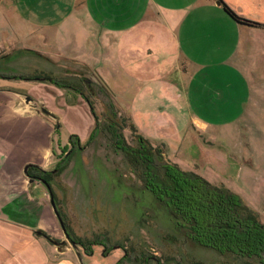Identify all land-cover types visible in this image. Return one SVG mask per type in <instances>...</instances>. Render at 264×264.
I'll use <instances>...</instances> for the list:
<instances>
[{"label":"crops","instance_id":"crops-1","mask_svg":"<svg viewBox=\"0 0 264 264\" xmlns=\"http://www.w3.org/2000/svg\"><path fill=\"white\" fill-rule=\"evenodd\" d=\"M222 1L263 27L236 23L213 0H0V59L16 50L85 68L120 114L145 122L138 134L205 178L234 158L218 120L251 109L264 118V0ZM42 107L0 88V264H98L61 248L47 193L25 174L28 165L50 172L61 150Z\"/></svg>","mask_w":264,"mask_h":264},{"label":"rangeland","instance_id":"rangeland-1","mask_svg":"<svg viewBox=\"0 0 264 264\" xmlns=\"http://www.w3.org/2000/svg\"><path fill=\"white\" fill-rule=\"evenodd\" d=\"M5 30L6 26L1 25L0 20V31ZM15 51L4 52L6 54L0 59V88L18 92L32 102L42 104L40 111H53L55 139L61 142V150L57 148V157L53 158L55 164L49 169L55 172L51 184L55 205L73 237L87 244L96 241L102 245L93 249L98 264L115 262L117 256L122 260L121 264H260L256 258L221 255L198 246L186 230L176 224L171 211L159 205L145 189L141 170L133 167L125 154L117 149L108 131V126L116 123L126 144L137 147L130 126L138 123L139 127H145V122L134 118L135 113L126 112L130 119L120 114L109 91L92 73L70 61L57 60L56 63ZM31 78L49 79L55 83L32 81ZM57 81L69 82L92 105L78 98L74 91L56 85ZM228 103H224L225 110ZM112 112H116L117 117ZM262 114H255L251 109L236 120L231 117L218 120V142L223 141L229 150L226 152L234 158L224 170L208 169L203 175L209 183L223 186L237 195L264 224ZM186 122V118L179 115L180 125ZM92 132L95 134L90 139ZM160 149L167 161L177 163L176 157ZM70 150H73L71 156ZM58 164L63 168L61 173L56 171ZM42 189L47 193V206L51 208L48 190L43 184ZM33 193L43 197L41 190ZM57 229V236L64 240L60 243L61 248H71L58 220ZM103 251L107 254L103 255Z\"/></svg>","mask_w":264,"mask_h":264},{"label":"trees","instance_id":"trees-1","mask_svg":"<svg viewBox=\"0 0 264 264\" xmlns=\"http://www.w3.org/2000/svg\"><path fill=\"white\" fill-rule=\"evenodd\" d=\"M213 1L218 2L224 12L236 23L253 28L263 27L239 17L222 0ZM30 80L45 81L35 78ZM56 85L62 88L68 87L66 83L61 82H57ZM85 100L92 105L88 98ZM130 129L135 133L137 147L126 144L124 137L117 130L116 123L113 122L108 126L114 145L125 154L133 167L141 170L145 189L152 194L159 205L171 211L176 224L186 230L192 241L204 249L213 250L221 255L256 258L259 259L260 264H264V224L257 214L237 195L223 186H215L196 172L186 171L180 165L167 161L160 148H154L148 140L136 132L133 125ZM94 134L95 132H92L90 139ZM69 153L71 156L73 150ZM62 170L63 168L58 164L56 171L61 173ZM25 174L29 179L45 182L51 187L55 172L44 171L38 166H29ZM57 212L62 219L60 212L58 210ZM65 230L68 240L81 247L88 256L93 255L95 246H102L96 241L88 244L80 241L73 237L66 227ZM42 235L51 241L48 236L43 233ZM103 253V255L107 254L104 251ZM121 263L122 260L117 264Z\"/></svg>","mask_w":264,"mask_h":264},{"label":"water","instance_id":"water-1","mask_svg":"<svg viewBox=\"0 0 264 264\" xmlns=\"http://www.w3.org/2000/svg\"><path fill=\"white\" fill-rule=\"evenodd\" d=\"M219 5H220V4H219ZM29 101H31V100L28 99V102H29ZM41 112H42V114H44V115H46V116H49V117L55 119L54 115L51 114L48 110H46V109H42ZM29 166H35V165H28V166L25 168V173H26V170H27V168H28ZM41 183L44 184V185L46 186V188H47V190H48V192H49V197H50V203H51V206H52L53 211L55 212V214H56V216H57V218H58V221H59V223H60V225H61V228H62V230H63V233H64V235H65V237H66V230H65V227H64V223H63L61 217L59 216V214H58V212H57V208H56V205H55L54 194H53V192H52V190H51V187H50L47 183H45V182H41ZM66 239L68 240L67 237H66ZM68 241H69V240H68ZM61 242H62V240H60L58 243H61ZM69 242H70V241H69ZM70 244H71L72 247L75 248L76 250H77L78 247H79V246H77V245H75V244H73V243H71V242H70Z\"/></svg>","mask_w":264,"mask_h":264},{"label":"flooded vegetation","instance_id":"flooded-vegetation-1","mask_svg":"<svg viewBox=\"0 0 264 264\" xmlns=\"http://www.w3.org/2000/svg\"><path fill=\"white\" fill-rule=\"evenodd\" d=\"M45 80V79H44ZM49 80V79H48ZM50 82H54V81H51V80H49ZM43 82H47V81H43ZM58 82V81H57ZM67 85H68V87L67 88H64V89H66V90H69V91H74L75 93H77V95H79V97L78 98H83V99H85L86 97L83 95V93H81L80 92V90L78 91L76 88H74V87H72L71 85H69V82H65ZM73 98V97H72ZM87 102V101H86ZM88 103V102H87ZM43 108V107H42ZM115 114L117 115V113L116 112H112V115L114 116V117H117V116H115ZM72 144V143H71ZM74 145V144H73ZM77 145V144H76ZM78 146H79V143H78ZM71 151V150H70ZM69 153V152H68Z\"/></svg>","mask_w":264,"mask_h":264}]
</instances>
